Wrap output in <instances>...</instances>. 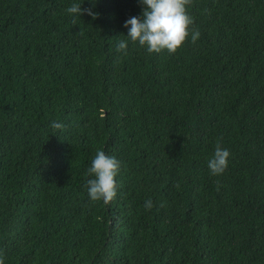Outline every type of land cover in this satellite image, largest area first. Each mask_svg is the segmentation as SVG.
<instances>
[{
	"label": "trees",
	"instance_id": "obj_1",
	"mask_svg": "<svg viewBox=\"0 0 264 264\" xmlns=\"http://www.w3.org/2000/svg\"><path fill=\"white\" fill-rule=\"evenodd\" d=\"M93 2L0 0L4 264H264V0H192L174 54L127 36L141 0ZM98 150L121 165L109 204Z\"/></svg>",
	"mask_w": 264,
	"mask_h": 264
},
{
	"label": "clouds",
	"instance_id": "obj_2",
	"mask_svg": "<svg viewBox=\"0 0 264 264\" xmlns=\"http://www.w3.org/2000/svg\"><path fill=\"white\" fill-rule=\"evenodd\" d=\"M95 7V2H93ZM143 12L141 17H131L126 20L124 27L128 28V37L133 43L146 48L149 54L167 51L174 54L183 44L191 38L195 43L200 32L193 28L194 19L188 12L192 0H141ZM82 4L74 3L67 12L81 17L87 14L93 20L98 18V13L92 8H82ZM75 22V21H73ZM130 26V27H129ZM118 52L126 54L127 41L117 43ZM54 129H62L61 123L53 122ZM230 152L223 148L219 142L216 144L213 157L208 162L212 175H222L228 168ZM120 162L114 157L107 155L103 150H98L91 166L87 169L88 195L93 202L103 201L109 204L117 195L116 176L120 171ZM163 207V204L160 205ZM146 210H151L153 202L149 199L145 202ZM0 264H4L3 256L0 255Z\"/></svg>",
	"mask_w": 264,
	"mask_h": 264
}]
</instances>
